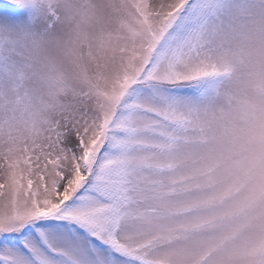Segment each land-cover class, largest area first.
<instances>
[{"label":"snow or ice","instance_id":"6c2138e0","mask_svg":"<svg viewBox=\"0 0 264 264\" xmlns=\"http://www.w3.org/2000/svg\"><path fill=\"white\" fill-rule=\"evenodd\" d=\"M0 264H264V0H0Z\"/></svg>","mask_w":264,"mask_h":264}]
</instances>
